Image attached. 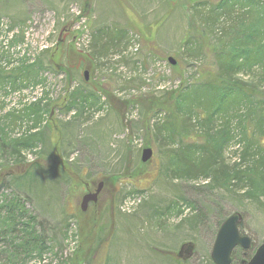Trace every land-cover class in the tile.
I'll return each instance as SVG.
<instances>
[{
  "label": "rangeland",
  "instance_id": "rangeland-1",
  "mask_svg": "<svg viewBox=\"0 0 264 264\" xmlns=\"http://www.w3.org/2000/svg\"><path fill=\"white\" fill-rule=\"evenodd\" d=\"M196 1L202 0H0V70L9 74L23 61L39 62L40 80L30 79L25 88L0 86L1 127L12 140L38 135L17 165L11 147L0 146V169L9 166L22 175L37 162L45 171L31 172L29 189L19 178L10 179L4 195L27 198L48 247L41 255L34 246L24 260L26 249L15 245L25 238L8 233L0 240V264H214L217 234L234 214L241 215L240 233L252 247L236 249L240 257L232 264L251 260L264 242V197L258 202L246 197L245 188L227 191L210 177L172 176L176 162L170 151L182 142L206 143L204 115H194L185 139L154 134L169 118L160 113L152 120L151 97L176 92L183 81L191 84L210 71L200 42L209 53L225 33L236 42L248 28H232L240 16L234 13L206 29L209 6H187ZM189 16L197 23L193 30ZM189 36L192 43L184 45ZM260 72L256 67L238 78L257 82ZM35 101L48 110L32 129L35 122L12 113ZM232 132L235 140L224 156L235 167L242 164L245 143L240 129ZM147 148L154 157L139 166ZM61 161L82 180L63 179ZM100 182L98 202L82 212L87 189ZM3 213L0 232L10 226ZM186 244L193 245L192 254L184 250L180 257Z\"/></svg>",
  "mask_w": 264,
  "mask_h": 264
},
{
  "label": "trees",
  "instance_id": "trees-1",
  "mask_svg": "<svg viewBox=\"0 0 264 264\" xmlns=\"http://www.w3.org/2000/svg\"><path fill=\"white\" fill-rule=\"evenodd\" d=\"M187 6L192 9L209 6L205 20L206 29L215 26L222 17H230L234 13H239L240 16L232 28L243 25H248V28L240 30L236 42L233 39L230 40V36L225 33V37L219 40L218 46L214 45L209 53L206 49L203 50L205 44L200 42L199 50L205 53V59L210 57L209 68L211 69H207L210 71L191 84L183 81L176 92L167 91L160 98L151 97L153 106L149 109H153L152 120L160 113L168 114L169 118L167 123L156 126L154 134L161 135L165 139H173L177 135L185 139L190 133L189 128L194 115L197 118L200 114L204 115L203 122L207 127L204 132L206 143L198 146L182 142L180 149L175 152L170 151L176 162L172 176L176 179L184 176L210 177L214 184L227 191H231L233 187L245 188L247 198L260 202V198L264 197V92L259 90L260 82L264 81V0H202L191 2ZM196 24L193 16H189L191 30L196 28ZM17 41L19 42V39H15L14 42L17 43ZM191 43L189 36L184 45ZM50 62L52 64V56ZM37 66L39 62L31 65L23 61L21 66L13 69L9 74L0 70V86L11 84L14 85V89L25 88L30 85L32 78L33 80L38 78L36 82H40L39 73L36 72ZM256 67L261 69L257 82L243 81L238 78L241 73L254 74ZM173 69L176 70V68ZM73 96L72 99L75 102L79 94L75 93ZM80 97L83 102L86 101L84 96ZM41 104V101L31 102L29 105L26 104L22 111L13 112L12 115L19 121L27 119L35 122V125L31 127L35 129L43 113L48 110V107L43 108ZM63 105L64 109L70 110L64 103ZM49 118L52 119V112ZM233 124L236 129L241 130L242 142L245 143L241 153L242 164L235 167L228 165L224 156L225 150L235 140L232 132L235 128L232 127ZM7 131L6 126L0 125V146L11 147L12 156L15 157V165H17L21 162V151L35 147L38 135L27 134L23 139L12 140ZM7 141H9L8 144ZM56 146L57 144L53 143L55 151ZM141 164L140 162L139 166H142ZM243 164L246 166L243 167ZM34 169L44 171L37 162L22 175H16L14 169L9 166H3L0 169V217L4 212L6 218L2 220H7L10 225L7 231L0 232V240L8 233L25 238L23 243L15 245L16 249L18 247L26 249L24 260L31 258L29 251H34V246L41 255L48 250L43 234L39 230L36 231L41 223L26 207L27 198L22 196L23 199L19 195L6 197L4 192L12 178H19L23 186L29 189L28 181ZM59 169L63 173L62 178L69 180L70 183L74 182L76 176L82 177L81 174H73L65 162L61 161ZM244 255L246 256V253ZM232 256L233 260L239 258L240 254L234 251Z\"/></svg>",
  "mask_w": 264,
  "mask_h": 264
},
{
  "label": "water",
  "instance_id": "water-1",
  "mask_svg": "<svg viewBox=\"0 0 264 264\" xmlns=\"http://www.w3.org/2000/svg\"><path fill=\"white\" fill-rule=\"evenodd\" d=\"M171 66H176L177 62L173 58L168 59ZM86 81L88 79L85 74ZM154 156V151L151 148L143 150L141 156V163H149ZM104 187V182H100L95 193H87L83 196L81 202V211L86 212L90 204H96L99 200V195ZM242 222V217L239 214H234L229 217L221 226L211 253V259L214 264H232V253L235 249L240 247L247 251L252 247V240L248 236H242L239 225ZM186 250L188 256H191L193 245L186 244L182 246L181 253ZM242 264H264V242L258 247L254 256L250 261H242Z\"/></svg>",
  "mask_w": 264,
  "mask_h": 264
},
{
  "label": "flooded vegetation",
  "instance_id": "flooded-vegetation-1",
  "mask_svg": "<svg viewBox=\"0 0 264 264\" xmlns=\"http://www.w3.org/2000/svg\"><path fill=\"white\" fill-rule=\"evenodd\" d=\"M95 191H96V189H87V192L88 193H95ZM102 193V192H101ZM100 193V194H101ZM99 197H100V195H99ZM93 204V203H92ZM92 204H90V205H92ZM90 205L88 206V208L90 207ZM88 210V209H87Z\"/></svg>",
  "mask_w": 264,
  "mask_h": 264
}]
</instances>
